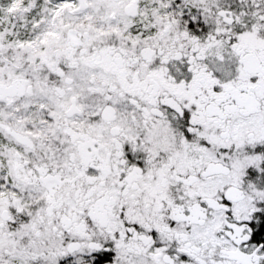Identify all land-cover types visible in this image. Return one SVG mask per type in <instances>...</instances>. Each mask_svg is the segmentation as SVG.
Segmentation results:
<instances>
[{"label": "snow or ice", "instance_id": "1", "mask_svg": "<svg viewBox=\"0 0 264 264\" xmlns=\"http://www.w3.org/2000/svg\"><path fill=\"white\" fill-rule=\"evenodd\" d=\"M0 264H264V0H0Z\"/></svg>", "mask_w": 264, "mask_h": 264}]
</instances>
